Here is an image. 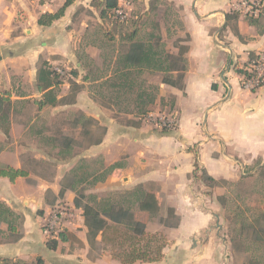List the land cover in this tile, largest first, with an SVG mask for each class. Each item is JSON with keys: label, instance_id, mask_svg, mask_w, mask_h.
<instances>
[{"label": "crops", "instance_id": "crops-1", "mask_svg": "<svg viewBox=\"0 0 264 264\" xmlns=\"http://www.w3.org/2000/svg\"><path fill=\"white\" fill-rule=\"evenodd\" d=\"M93 1L72 0L60 17L44 25L39 22L41 16L56 14L67 0H0V95L7 93L12 102L9 115L0 123V167H23L25 147L17 139L28 136L38 118L29 119L23 111L31 104L39 108L41 59L52 69L64 63L65 70L70 65L89 70L85 59L90 58L94 67L103 66L101 59H108V64L119 62V67L109 70H156L121 62L131 41L114 31L111 34L118 21L110 15L111 20L102 17L103 6ZM165 1L178 9L189 46L182 86L162 83L174 99L171 111L177 117L176 127L164 132L149 123L123 124L106 116L109 109L101 105L100 110L88 94L65 106L98 108L87 112L107 126L95 145L105 164H120L117 173L127 179V189L156 185L179 218L176 226L160 223L154 231L167 239L164 257L133 264H237L223 233L222 206L217 201L215 210L216 201L204 192L207 186L194 170L197 161L213 178L235 182L248 169H264V84L256 90L244 89L243 72H238L251 54L264 52V0L251 14L235 8L239 0ZM103 27L109 29L106 35L99 34ZM175 50L172 53L177 54L178 47ZM61 96L57 95L55 107ZM5 123L10 126L9 135L2 126ZM59 167L53 179L29 173L12 181L0 175V202L20 218L15 232L0 221V229L9 236L0 240V264H123L108 255L90 256L83 209L74 204L76 187L64 184L63 190L65 166ZM224 191L217 188L218 195ZM60 202L75 211L65 230L80 241L59 240L52 249L43 226ZM12 234L19 237L11 238Z\"/></svg>", "mask_w": 264, "mask_h": 264}, {"label": "rangeland", "instance_id": "rangeland-1", "mask_svg": "<svg viewBox=\"0 0 264 264\" xmlns=\"http://www.w3.org/2000/svg\"><path fill=\"white\" fill-rule=\"evenodd\" d=\"M132 1L131 17L126 22L117 20L118 22L113 23L111 34L113 31L119 33L124 40L137 29L139 31L137 40L154 45L158 42L159 48L169 52H175L178 44H186L188 36L183 29L180 13L174 5L165 0ZM89 12L93 17V12ZM106 18L111 20L109 16ZM92 20L91 18L90 21L94 26ZM156 23L160 24V28L155 26ZM107 30L109 29L103 27L99 34L106 35ZM95 33L97 34V31ZM159 35L161 39L158 38ZM107 60L101 59L99 63H103V66L100 64L99 67L98 65L94 67L89 58L85 59L89 70H78L74 65H70L69 70H63V74H59V80L64 85L54 89L56 95H62L59 106L47 105L42 110L37 109L33 104L25 106L24 116L29 119L35 116L38 118L31 125L27 123L30 125L28 136L17 139L25 147L22 169L46 179H53L59 171V165H64L62 186L64 184L75 186V194L83 202L95 205L96 202H112L116 206L130 208L137 214L135 218L144 220L147 219L148 214L140 210L138 196L129 194L140 185L132 190L127 189L124 185L127 179L112 174L113 171L118 170L111 169L109 167L111 165L107 166L103 155L95 149L97 144L93 143L103 138L107 126L87 110L95 111L98 108L89 106L80 108L65 104L73 102L76 98L83 100L88 94L99 104L100 110L104 109L103 107L109 109V115L106 116L114 117L123 124L152 125L150 114L155 116L170 114L174 99L167 92V87L162 86L164 74L158 70H135L130 76L132 87L113 86L114 83L120 82L119 73L117 70L109 69L119 67V62L108 64ZM43 62L44 59H41L40 64ZM61 64L64 66V63ZM182 65L181 63L178 67L181 68ZM49 67L52 69L51 65ZM174 74L178 77L177 72ZM65 83H69V88ZM141 94L143 96L140 98ZM153 99L154 101L151 102ZM16 113L14 110V115ZM251 170L248 169L247 175H243L239 181L221 180L217 184L202 172L198 175L201 183L207 186L204 192L216 201L215 210H217V201L222 206L223 233L228 235L231 255L237 264H264V218H262L264 169L255 172ZM148 188L158 190L154 184H150ZM217 188L225 190V193L218 195ZM168 208L162 199L159 212L150 214V224H147L148 234L140 241H134L135 233L126 224L118 225L117 229H109L108 240H104L99 234L96 240H92V244L88 241L90 256L96 258L108 255L121 261L123 257L121 253L129 251L135 244L146 249L148 239L160 228V223L177 222V219L169 214ZM13 220L17 224L20 223L19 216ZM129 235L133 238L130 239ZM15 236L17 235L12 234L10 237ZM6 238L9 236L0 229V240ZM138 238L140 237L137 236ZM155 247V242H152V249Z\"/></svg>", "mask_w": 264, "mask_h": 264}, {"label": "trees", "instance_id": "trees-1", "mask_svg": "<svg viewBox=\"0 0 264 264\" xmlns=\"http://www.w3.org/2000/svg\"><path fill=\"white\" fill-rule=\"evenodd\" d=\"M72 0H67L65 6L61 8L56 14H44L41 16L39 20L40 24H48L54 19L60 17L64 8L68 6ZM95 4L99 6H103L101 11V16L105 17L110 15L114 17V9L117 7L118 0H94ZM158 28H160V24L156 23ZM139 31L136 29L130 33L127 37L128 41H131V44L123 56L121 62L126 65H139L141 67H147L151 69H156L164 74L162 83H167L173 86H182L183 73L186 68L187 58L185 54L189 50V46L187 44H178L177 47L179 52L177 54L169 52L165 49L159 48L158 42L156 45L151 44L150 42H146L143 40H137ZM161 39V35L158 36ZM182 41V40H181ZM254 54L250 55V58L254 57ZM183 64L181 68L178 66ZM120 82L114 83L113 86L118 87H132L131 77L135 70H117ZM178 73V77L175 76L174 73ZM238 72H243V70L238 69ZM76 73V72H75ZM179 78V79H178ZM61 81L59 80V74L54 72L49 66L48 62L44 61L39 68L38 73V89L43 92L42 99L37 101L39 109H42L46 105H56L58 103L57 95L55 94V87H57ZM143 95L141 94L139 97L141 98ZM154 99L151 101L153 102ZM11 98L7 93L0 95V123L3 122L4 118H6L10 113L11 108ZM174 104V101L172 102ZM145 111V110H144ZM140 124V123H138ZM5 129V133L9 135L10 126L8 124H2ZM168 129H163L166 132ZM101 140L95 141L93 144H98ZM120 166L119 163L113 164L109 166L111 169L116 170ZM195 170L194 174L198 177L199 172H202L207 176L209 180L215 182L216 184L219 180L213 178L208 175V173L204 169H200L198 162L195 161ZM115 176H119L120 174L117 172L113 173ZM0 175L7 176L12 181H14L18 177H24L29 175V173L22 168H15L12 166L0 167ZM221 181V180H220ZM225 181V180H223ZM64 190V186L62 187ZM132 190V189H130ZM130 195H137L139 208L144 213L148 214L147 219H139L135 218L137 216L136 213L132 212L130 208H126L124 206H116L112 202L105 203H97L91 204L88 202H83L78 196L74 199V204L78 208L83 209L84 221L88 230V241L92 244V240H96L98 235L101 234L104 240H108L107 231L111 228L117 229L118 225L126 224L128 228L132 229L135 233L134 238L130 236L129 238H133L134 241L142 239L148 234L147 224L150 222L149 219L150 214H157L160 210V204L162 203L161 194L159 190H155L154 188H144V186H138L136 190H132L129 192ZM264 204V201H263ZM169 207V206H168ZM169 214L172 217L177 219V222L174 224H168L164 222L166 226H176L178 224L179 218L175 213L174 208H168ZM262 218H264V209L262 212ZM16 217V214L5 204L0 202V221H6L9 224V230L15 232L17 230L16 223L13 218ZM137 236L140 237L137 239ZM19 237V236H15ZM80 241L76 235L68 232L62 231L58 238L48 239V246L50 248H56L58 241ZM114 240V239H113ZM115 241V240H114ZM152 242H155L156 247L152 249ZM157 243V244H156ZM134 245V244H133ZM167 245V239L163 233L152 234L147 241V248L142 249L140 246H136V244L129 250L125 251L122 254L121 263L123 264H133L136 262H156L160 261L164 257V248ZM117 256L120 257L119 253ZM37 264H41L39 261Z\"/></svg>", "mask_w": 264, "mask_h": 264}, {"label": "built area", "instance_id": "built-area-1", "mask_svg": "<svg viewBox=\"0 0 264 264\" xmlns=\"http://www.w3.org/2000/svg\"><path fill=\"white\" fill-rule=\"evenodd\" d=\"M263 5V0H239L235 8L239 11L251 14L256 12ZM133 9L132 0H118L114 9V18L121 22H126L131 17ZM57 74H63L65 70L61 66L52 69ZM242 86L244 89L256 90L264 84V52L255 54L243 69ZM152 125L161 129H173L177 124V117L174 112L168 115L150 114ZM75 214L66 203L60 202L54 206L44 223V230L48 239L58 238L62 231H65L66 223Z\"/></svg>", "mask_w": 264, "mask_h": 264}]
</instances>
